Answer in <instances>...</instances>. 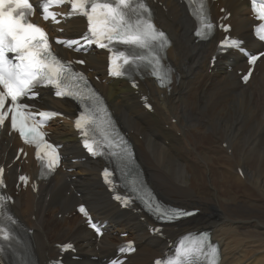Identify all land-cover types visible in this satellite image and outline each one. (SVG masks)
Wrapping results in <instances>:
<instances>
[{
	"label": "bare ground",
	"instance_id": "bare-ground-1",
	"mask_svg": "<svg viewBox=\"0 0 264 264\" xmlns=\"http://www.w3.org/2000/svg\"><path fill=\"white\" fill-rule=\"evenodd\" d=\"M152 1L155 22L172 44L167 52L175 76L172 90L158 89L147 79L137 90L121 81L97 85L133 141L137 160L157 195L200 213L166 227L163 237L157 238L148 232L152 225L148 218L141 221L143 214L121 211L109 199L98 176L101 162L69 163L73 173L58 171L41 186L40 195L30 189L19 192L13 209L33 229L30 249L45 263L57 256L54 244L72 241L83 259L69 264H98L90 256L109 257L124 241L120 233L128 232V240L136 242L138 252L126 264H150L177 236L206 229L221 246V264H264V58L243 86L236 73L246 67L242 55L228 54L210 68L219 33L207 43H199L193 36L195 25L178 0ZM219 4L213 7L214 15L221 16L219 8L224 7L231 13L227 23L232 34L244 39L249 49L258 50L259 44L251 37L255 23L247 0H219ZM71 25L84 29L80 19ZM88 59L85 69L91 68L103 78L105 55L94 52ZM143 95L152 100L153 112L144 108ZM48 103L73 114L68 102L48 98ZM52 130L54 138L65 143L68 154H80L70 122ZM16 144L13 138H2L0 162L10 160ZM8 188L15 190L12 184ZM79 203L88 204L97 218L107 221L111 234L98 242L79 217L53 220L58 214L71 213Z\"/></svg>",
	"mask_w": 264,
	"mask_h": 264
},
{
	"label": "snow or ice",
	"instance_id": "snow-or-ice-1",
	"mask_svg": "<svg viewBox=\"0 0 264 264\" xmlns=\"http://www.w3.org/2000/svg\"><path fill=\"white\" fill-rule=\"evenodd\" d=\"M65 2L71 4L72 12L70 14H79L87 18L88 33L83 37L87 41L94 39L95 43L100 47L116 41L119 44L130 46V54L125 55L119 52L118 59H122L124 64H128L130 59L143 60L144 52L155 53L157 48H163L167 44V39L163 32L155 29L150 19H143L137 15V9L147 12L146 6L136 0L133 4L132 0H42L40 8L42 10V18L47 20L51 17L55 21V14L49 11L52 5H62ZM199 13L198 18L203 19L206 0H198ZM253 11L257 18L264 21V3L257 4L253 0ZM33 5L30 0H0V126H3L5 120L11 113V127L13 130L19 131L21 137L26 143H35L37 149L43 148L49 153V169H53L58 161L55 149L43 140V134L37 131L42 125L32 124V116L26 114V104L22 103L23 97L32 98L33 89L45 83L54 85L58 89L61 88L62 82L67 80L65 73L66 66L51 52L46 33L38 25L31 23L28 19L33 14ZM205 27L211 30V23H206ZM264 32V28L260 29ZM201 36L200 31L197 32ZM264 38V37H262ZM57 43H62L57 41ZM71 43H76L72 41ZM241 42L232 40L222 46L235 47L239 49ZM13 54L9 57V54ZM115 59L113 63L115 64ZM259 59L258 56L250 55L248 63L255 65ZM154 62V64H153ZM83 63V61H78ZM154 67L159 66V59L153 55L148 61ZM118 67V66H117ZM120 75L119 71L115 72ZM251 72L244 77L245 82L248 81ZM165 76H158V79H165ZM58 96L63 95L62 91H57ZM10 101V105L6 108V103ZM42 116L48 115L41 113ZM54 115V114H53ZM77 128L80 127V121L76 122ZM91 149V146L87 145ZM39 158V151L37 152ZM3 169H0L2 175ZM26 180V177H21ZM3 181L0 180V184ZM84 212V208L80 209ZM191 213L174 212L173 215H190ZM171 218V217H169ZM95 227V225H93ZM0 235L4 240H8L9 236ZM66 247H71L70 245ZM129 251L134 250L131 244L125 246ZM121 248V251H125ZM157 264H194V256L191 251L181 249L177 252L176 257L166 262L157 261Z\"/></svg>",
	"mask_w": 264,
	"mask_h": 264
},
{
	"label": "rangeland",
	"instance_id": "rangeland-1",
	"mask_svg": "<svg viewBox=\"0 0 264 264\" xmlns=\"http://www.w3.org/2000/svg\"><path fill=\"white\" fill-rule=\"evenodd\" d=\"M246 134V133H245ZM246 137H248L249 135H245Z\"/></svg>",
	"mask_w": 264,
	"mask_h": 264
}]
</instances>
